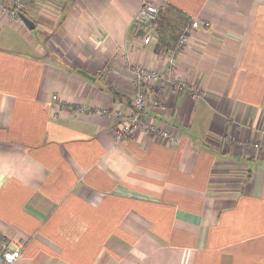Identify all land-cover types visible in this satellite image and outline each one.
I'll list each match as a JSON object with an SVG mask.
<instances>
[{
  "label": "crops",
  "instance_id": "0c3cea01",
  "mask_svg": "<svg viewBox=\"0 0 264 264\" xmlns=\"http://www.w3.org/2000/svg\"><path fill=\"white\" fill-rule=\"evenodd\" d=\"M143 1L0 13V251L19 247L15 264H264V150L250 146L264 140V0H149L167 7L149 44L133 26ZM192 19L210 29L171 70L160 57ZM126 64L201 92L165 88L162 109L146 87L145 117L177 145L116 143L95 114L129 116Z\"/></svg>",
  "mask_w": 264,
  "mask_h": 264
},
{
  "label": "built area",
  "instance_id": "2783aa9c",
  "mask_svg": "<svg viewBox=\"0 0 264 264\" xmlns=\"http://www.w3.org/2000/svg\"><path fill=\"white\" fill-rule=\"evenodd\" d=\"M30 0H10L9 6H5L0 1V13L7 14L15 22L20 21L18 13L25 10L26 5ZM166 4L155 3L149 0L142 2L138 12L133 19V26L140 27L144 33L143 43L149 44L154 40L156 22L161 13L166 10ZM210 23L198 22L196 20H189L180 35L178 36L174 46L163 53L160 58H164L169 68L172 70L177 65L178 55L190 43V38L197 30L208 31ZM126 70L131 76V112L128 117H124L121 111L109 112L107 110H94L95 114L104 117H111L115 121V130L113 139L116 143H124L126 140L137 133L153 136L159 138L163 143L169 146H175L180 142L179 136L171 128L160 127L154 122L149 121L145 117L148 109V101L146 97V87H157L154 98L155 105L163 109L161 96L165 88H172L181 91L183 94L189 95L192 99L200 97L201 92L192 87L184 80L172 78L170 75H161L157 71L149 70L140 65L126 64ZM55 105H57V98H54ZM53 101V102H54ZM54 106V105H53ZM88 111V108H87ZM250 146L255 150H264V140H253ZM21 256V249L14 247L13 249H6L0 251V264H15Z\"/></svg>",
  "mask_w": 264,
  "mask_h": 264
},
{
  "label": "trees",
  "instance_id": "16d2710c",
  "mask_svg": "<svg viewBox=\"0 0 264 264\" xmlns=\"http://www.w3.org/2000/svg\"><path fill=\"white\" fill-rule=\"evenodd\" d=\"M21 14L22 13H18V16L20 17L21 16ZM166 19H167V17L166 16H162L161 18H160V20H159V22H158V26H159V28H160V26L162 25V23L164 24V22L166 21ZM179 21V20H178ZM180 24H182L181 23V21H180ZM177 27V26H176ZM175 26H171V35H173L174 33H175V30L178 28H176ZM159 30V32H160V29H158ZM180 35V34H179Z\"/></svg>",
  "mask_w": 264,
  "mask_h": 264
},
{
  "label": "water",
  "instance_id": "95a60500",
  "mask_svg": "<svg viewBox=\"0 0 264 264\" xmlns=\"http://www.w3.org/2000/svg\"><path fill=\"white\" fill-rule=\"evenodd\" d=\"M21 17V16H20ZM22 21L24 22V24L30 29L33 30L34 29V25L31 21H29L27 18H25L24 16H22Z\"/></svg>",
  "mask_w": 264,
  "mask_h": 264
}]
</instances>
